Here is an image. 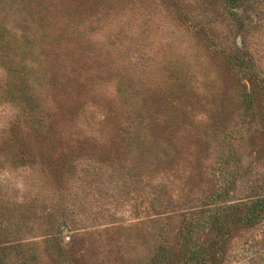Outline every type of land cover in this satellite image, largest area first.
<instances>
[{
  "label": "rangeland",
  "instance_id": "374dc122",
  "mask_svg": "<svg viewBox=\"0 0 264 264\" xmlns=\"http://www.w3.org/2000/svg\"><path fill=\"white\" fill-rule=\"evenodd\" d=\"M14 2L0 0V31L23 50L27 81L41 85L44 70L26 51L32 23ZM71 2L89 37L68 50L86 75L99 67L98 81L86 101L54 112L59 147L46 131L36 144L23 125L13 151L30 160L0 152V264H148L216 190L221 163L234 201L264 179V0H243L237 18L220 0ZM228 52L247 55L260 86L250 119L248 85ZM4 60L0 48V93ZM18 113L0 95V147ZM222 264H264V219L232 228Z\"/></svg>",
  "mask_w": 264,
  "mask_h": 264
},
{
  "label": "trees",
  "instance_id": "16d2710c",
  "mask_svg": "<svg viewBox=\"0 0 264 264\" xmlns=\"http://www.w3.org/2000/svg\"><path fill=\"white\" fill-rule=\"evenodd\" d=\"M94 1L101 5L104 0ZM242 1L220 0L233 18L238 17L236 10ZM13 4L14 14L23 15L32 23L34 36L27 39L26 51L38 58L44 70L42 84H30L27 81L28 68L24 64L19 65L23 50L0 31V48L5 53L4 63L9 76V82L0 95L5 103L19 111L13 129L15 132L9 141L3 142L0 152L4 154L3 160L17 164L18 160L31 158L19 157L13 151L19 142L17 130L24 125L35 137L36 144L40 142L41 132L46 131L48 144L53 148L59 147L63 133L58 121L63 119L56 117V110H65L72 101H86L95 89L100 69L97 67L86 75L82 65H76V57L68 50L89 37V31L79 28L84 24L80 6H73L71 0H16ZM224 59L230 72L248 85L245 84L242 103L243 114L250 119L256 113L254 96L261 92L257 77L250 68L251 63L247 55L232 52L225 53ZM121 90L117 86L116 94L120 97L123 96ZM48 97L54 108L46 103ZM226 168L221 163L216 169L217 188L203 203L200 212L189 213V217L185 215L176 244L159 245L148 264H222L232 228H253L264 219V179L253 197L234 201L230 194L235 182ZM199 236L205 238V243L199 242Z\"/></svg>",
  "mask_w": 264,
  "mask_h": 264
}]
</instances>
